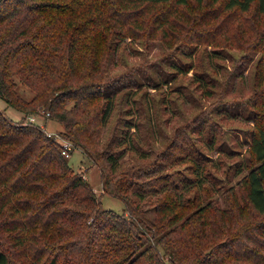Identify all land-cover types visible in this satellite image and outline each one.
I'll return each mask as SVG.
<instances>
[{
	"label": "trees",
	"instance_id": "1",
	"mask_svg": "<svg viewBox=\"0 0 264 264\" xmlns=\"http://www.w3.org/2000/svg\"><path fill=\"white\" fill-rule=\"evenodd\" d=\"M167 1L178 5L190 2L0 0V98L25 113L16 120L0 106V185L6 189L0 197V215L13 218L0 219V230L2 225L10 231L20 230L10 235L15 246L27 241L36 245L32 257L41 264H223L229 258L235 259L229 264H252L255 258L264 261V222L252 220L255 214L264 215V118L260 117L252 131L250 150L256 162L242 179L246 188L243 199L253 212L245 219L243 204L225 206L220 222L209 209L210 203L196 202L192 208L188 193L192 186L203 183L199 175L202 168L195 165L196 179L189 176L184 181L175 178L176 170H169L189 153L168 149L152 167H125L121 159L128 149L141 152L130 141L132 136L120 149L105 150L107 162L100 166L104 190L126 201L127 215L104 207L90 180L74 170L56 136L30 119L31 114L50 112L63 123L68 137L96 159L99 153L91 149L90 138L100 137L115 107L117 91L105 87L102 78L117 47L111 45L107 59L96 46L85 52L86 40L93 35L100 39L97 26L109 31L119 23L124 28L126 20L142 28L135 17L123 19L120 13L134 14L144 3ZM225 5L243 11L254 7L264 14V0H226ZM160 26L162 32L167 30L164 23ZM17 76L33 91L30 98L19 91ZM70 96L74 105L69 108ZM102 99L105 101L99 107ZM93 107L98 109L91 115ZM156 194L164 196L157 197L155 215L149 217L141 203ZM236 213L238 218L234 219ZM190 227L194 230L188 236L177 232ZM222 234L225 240L216 241ZM10 253L1 235L0 264H22Z\"/></svg>",
	"mask_w": 264,
	"mask_h": 264
},
{
	"label": "rangeland",
	"instance_id": "2",
	"mask_svg": "<svg viewBox=\"0 0 264 264\" xmlns=\"http://www.w3.org/2000/svg\"><path fill=\"white\" fill-rule=\"evenodd\" d=\"M225 3L226 0L202 3L190 0L187 5L174 1L148 2L134 14L118 9L123 19L135 17L143 24L142 28L126 20L124 28L119 23L109 31L97 26L100 39L95 35L88 38L83 50L88 52L96 46L108 59L111 45L117 47L107 75L102 78L105 87L117 92L114 110L100 137L90 138L91 149L99 153L96 159L81 143L68 137L63 123L51 117L50 112L35 114V122L47 134L55 135L61 144L72 143L67 158L76 172L90 180L104 207L130 215L123 198L105 192L100 166L107 162L105 150L120 149L132 136L130 141L141 149L139 153L148 156L143 158L128 149L121 159L125 167L131 164L152 167L164 151H184L189 153L188 158L169 170H176L175 178L184 181L189 176L196 179L195 165L202 168L199 175L203 183L192 186L188 193L192 208L196 202L210 203L209 209L213 210V216H219V222L225 206L240 203L245 206V219L252 214L243 199L246 188L242 179L256 162L250 150L252 131L260 117L264 118V14L254 7L248 11L226 8ZM162 23L165 32L161 30ZM16 79L19 91L30 98L33 91L18 76ZM104 101H100L99 107ZM67 105L69 108L74 105L73 96L68 98ZM0 106L16 120L25 115L2 98ZM97 109L93 107L91 115ZM5 190L0 185V197ZM159 196L162 198L164 194L141 203L145 215H155L153 205L159 202ZM233 217L238 218L237 213ZM0 219L13 218L6 214L0 215ZM193 220L197 223V216ZM252 220L264 222V215L255 214ZM193 230L190 227L177 232L188 236ZM19 232L2 225L0 236L10 254L22 264H41L32 257L36 245L27 241L15 246L10 235ZM222 237L225 240L222 234L216 241ZM234 261L229 258L223 264ZM252 264L264 261L255 258Z\"/></svg>",
	"mask_w": 264,
	"mask_h": 264
},
{
	"label": "built area",
	"instance_id": "3",
	"mask_svg": "<svg viewBox=\"0 0 264 264\" xmlns=\"http://www.w3.org/2000/svg\"><path fill=\"white\" fill-rule=\"evenodd\" d=\"M35 115L34 114H31L30 115V119L35 121ZM71 149H72V143L70 142H66L64 144H62V152L66 155V156H70L71 154Z\"/></svg>",
	"mask_w": 264,
	"mask_h": 264
}]
</instances>
